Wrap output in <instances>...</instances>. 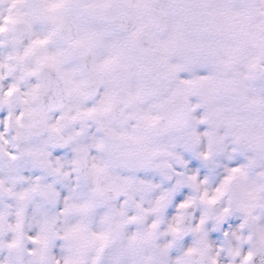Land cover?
<instances>
[{
    "label": "snow or ice",
    "instance_id": "6c2138e0",
    "mask_svg": "<svg viewBox=\"0 0 264 264\" xmlns=\"http://www.w3.org/2000/svg\"><path fill=\"white\" fill-rule=\"evenodd\" d=\"M0 264H264V0H0Z\"/></svg>",
    "mask_w": 264,
    "mask_h": 264
}]
</instances>
